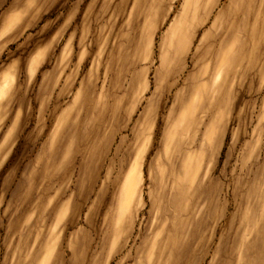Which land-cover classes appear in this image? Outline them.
I'll use <instances>...</instances> for the list:
<instances>
[{"label":"rangeland","instance_id":"rangeland-1","mask_svg":"<svg viewBox=\"0 0 264 264\" xmlns=\"http://www.w3.org/2000/svg\"><path fill=\"white\" fill-rule=\"evenodd\" d=\"M263 180L264 0H0V264H264Z\"/></svg>","mask_w":264,"mask_h":264},{"label":"crops","instance_id":"crops-1","mask_svg":"<svg viewBox=\"0 0 264 264\" xmlns=\"http://www.w3.org/2000/svg\"><path fill=\"white\" fill-rule=\"evenodd\" d=\"M257 190L264 197V180ZM246 209L251 211L252 216L245 220L241 246H244V254L256 255L264 246V201L252 200ZM244 254L241 255L244 256ZM244 262L243 258L240 257L238 264H248V262Z\"/></svg>","mask_w":264,"mask_h":264}]
</instances>
